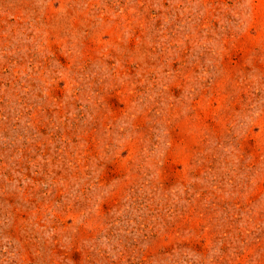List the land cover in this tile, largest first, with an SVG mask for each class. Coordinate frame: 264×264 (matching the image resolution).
Masks as SVG:
<instances>
[{"label":"rangeland","instance_id":"obj_1","mask_svg":"<svg viewBox=\"0 0 264 264\" xmlns=\"http://www.w3.org/2000/svg\"><path fill=\"white\" fill-rule=\"evenodd\" d=\"M0 264H264V0H0Z\"/></svg>","mask_w":264,"mask_h":264}]
</instances>
